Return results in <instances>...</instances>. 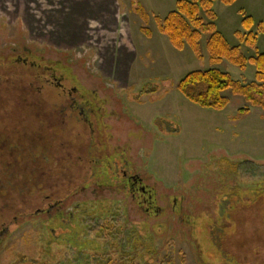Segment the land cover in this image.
Instances as JSON below:
<instances>
[{
    "label": "rangeland",
    "instance_id": "rangeland-1",
    "mask_svg": "<svg viewBox=\"0 0 264 264\" xmlns=\"http://www.w3.org/2000/svg\"><path fill=\"white\" fill-rule=\"evenodd\" d=\"M177 1L0 0V264H219L208 240L212 223L237 264H264V181L254 190L246 181L233 189L238 181L221 176V188L211 183L210 189L224 195L220 203L217 194L212 199L210 191L191 188L202 174L223 173L212 155L244 157L264 174V110L238 115L248 104L228 91L224 110L205 109L176 88L194 71L215 68L249 84L255 70L212 65L207 35L199 43L201 59L188 45L174 49L155 19L174 11ZM212 10L231 47L247 59L264 54V0L214 1ZM237 32L251 33L255 45L241 42ZM116 94L132 121L116 115ZM42 104L57 108L61 125L51 109L47 116L36 110ZM123 167L127 178L137 175L140 186L153 190L154 200L134 205ZM109 175L115 194L95 183L84 190L89 179L105 182ZM75 200H91L84 208L98 204L108 214L96 227L84 213L69 220ZM114 211L136 227L135 237L153 255L143 253L139 239L127 263L128 250L108 234L118 226ZM196 215L203 217L190 222L198 229L181 223Z\"/></svg>",
    "mask_w": 264,
    "mask_h": 264
},
{
    "label": "trees",
    "instance_id": "trees-1",
    "mask_svg": "<svg viewBox=\"0 0 264 264\" xmlns=\"http://www.w3.org/2000/svg\"><path fill=\"white\" fill-rule=\"evenodd\" d=\"M214 1H219L223 5H231L237 0H178L176 2L174 11L168 13L166 17L162 20L158 18L155 19L158 26V31L162 35L168 38L171 46L176 50H182L185 47V45H188L193 51L194 56L198 59L202 58V52L199 43L201 41V38L204 35H207L208 37L205 43V49L208 55L209 62L212 65L221 64L224 61L236 67L240 71H244L247 65L251 64L253 65L255 70L253 76L254 81H252L249 84H243L241 83L240 80L233 79L226 72L220 71L215 68H210L202 71H194L188 73L178 82L176 88L178 92L185 99H187L189 102L201 108L211 109L214 111L224 110L227 107L229 100L226 96L223 95V93L228 91L233 96H238L243 98L244 101L248 104V106L238 109L237 111L238 115L249 114L250 107H256V108H260L261 110H264V54H256L255 57L247 59L241 53L239 47H231L228 44V42L225 40L222 34L216 30V26L214 23L215 13L212 10ZM133 4L137 6L136 11L141 15H144L143 9L140 6H138L136 3L133 2ZM202 13L204 14V17H201ZM243 24L244 27L247 28L249 26L248 25L249 19L247 18L244 19ZM142 31L144 32L146 37L150 36V32L148 30L142 29ZM236 36L240 39L241 42H243V40L245 39L244 42L250 47L254 46L256 43L255 42L256 38L253 35H251V33L242 35L240 32H237ZM50 109L52 110L51 113L54 114L55 117H57L56 122L58 125L57 124L56 125L57 126L61 125L62 124L61 119L60 120L58 119L59 111L55 106L54 107L50 106L48 110L43 107V104L36 107V110L40 111V113L44 116L50 114L49 111ZM72 113L73 112L70 111L69 113L70 116H75L74 114L71 115ZM68 118L71 119V117H67V119ZM69 119L67 120V122H69ZM75 123L77 125V121ZM50 132H52V130ZM210 160L212 163H215L218 166L217 167L218 170L221 172L223 171V173L221 175H218L217 177H211L208 179H206L205 175L201 173L202 175L195 178L194 185L191 188L196 191H205L206 193L210 191V193H208L209 194L208 196H210V198L212 199L215 198L217 192L213 193L212 192L213 189L210 190L211 188H213L211 187L213 186L211 185V183H215L216 185H219L218 182L221 176H225L226 180L227 178H230V180L238 181L235 184L233 183L234 184L232 187L233 189L239 188L241 184L244 185V183L240 184L239 183L240 181L242 182L246 181V185L252 188V190H254L256 184L264 181V174L259 176L256 173V170H253L250 164H248V159L244 157L232 159L223 155L222 158L219 159V157L212 155L210 156ZM245 164L249 165L248 169L245 168ZM123 166H127V165H123ZM95 167L96 166H93L90 170L91 171L94 170L93 168ZM258 167L260 171H262V165L260 164ZM106 168L107 166L105 165V169ZM122 170H124L123 175L125 176V179H123L125 193L126 191H128L130 196H132V199L135 200L134 205L140 208L139 206L144 204L143 201L140 202V197L137 196V194L141 192L140 191L141 188L138 185H134L130 177L127 178L128 174L126 172L125 167H123ZM105 173L108 174V172ZM232 175L233 177H229ZM136 176L137 175H135L134 177ZM110 177L111 176L109 175L105 182L100 180L95 181L89 179V182L86 183L84 186L85 188L84 190H86V188L90 186H93V183H95L94 186L96 187L106 186V188H108L112 193L115 194L116 191L118 190L117 189L118 187H114L115 185H111L112 181H110L111 179ZM206 182H210V184H208L207 187L205 185ZM113 183L115 184V181ZM203 187L205 188V190ZM145 191L146 193H142L145 196V200L147 199L154 200V198H152V195H154L153 190L145 189ZM83 195L84 193H82V196ZM197 196L198 195H196L195 198H197ZM223 197H224L223 194L216 195V198L219 203L223 201ZM227 199L230 198L227 197ZM74 202H76V200ZM146 202L148 203V201ZM179 202L181 203L183 201H179ZM88 203H91L92 205L93 201L89 200L83 203H79V202L74 203V206L72 208L73 212L67 214L68 219L71 220V216H73V214L84 213L86 215L85 220L92 222L96 227V222L98 220L101 221L108 214V208L106 209L105 212L101 213L99 210L103 209V207L100 205L98 206V204L95 203L96 205L94 206V208L96 209L87 210L84 207ZM80 207H83L85 210L84 211L80 210L79 209ZM219 207L220 208L217 210V212L219 211L221 212V206ZM174 210L176 209L174 208ZM111 214H112L111 218L114 216L118 218V226H115L117 228H111L108 231V234L113 239L117 240V245H119V247H121L122 250L123 249L128 250V252H126L127 255L126 256L124 255L125 257H127V263H130L131 259H133V258H129L131 253H135L137 251V248L135 245H133V243L137 240L139 241V239H142L143 241L142 242V246L144 249L143 253L147 255L154 254L152 250V246L148 244L143 237L139 239L135 237L136 227L134 225L130 224L129 221H127L126 219H120L121 213H117L114 211L111 212ZM199 217H203V216L196 215V217H192L191 219H189V217L186 218L184 217L182 218L181 223L184 225L187 224L188 226L193 225V229L195 230L198 229L197 227L198 224L197 225L194 223L192 224L190 220H193L194 218H197L199 220ZM206 218L209 219L208 216H206ZM62 220H64V217H62ZM119 222H121V225L119 224ZM212 224L213 225H210L208 228L209 245H212L215 248L214 255L220 254L219 258H215L214 256L212 257L213 260L215 259L214 263L218 262L219 264H227V263L229 264L230 262H234L235 264H237L236 261L232 258L229 251L223 249L222 247L223 238L221 237L220 234H218L217 236L215 224L214 223ZM247 228L251 229V227H247ZM76 261L77 260H75V262ZM76 263L69 262L67 264H76Z\"/></svg>",
    "mask_w": 264,
    "mask_h": 264
},
{
    "label": "flooded vegetation",
    "instance_id": "flooded-vegetation-1",
    "mask_svg": "<svg viewBox=\"0 0 264 264\" xmlns=\"http://www.w3.org/2000/svg\"><path fill=\"white\" fill-rule=\"evenodd\" d=\"M101 81V80H100ZM101 84L104 86V88L106 89V90H109V91H111V92H114V89L113 88H111L110 86H108L107 84H106V82H105V79H102V81H101ZM67 96H68V94H67ZM69 96H71V94H69ZM116 97H117V101L116 102H113V105L114 106H116L117 108H118V111L116 112V115L118 116V117H122V118H124V119H126V120H130V118L127 116V115H125V113L123 114V112H124V110H123V108H122V106H121V99L119 98V95H117L116 94ZM73 112V111H72ZM81 113H79L78 115H80ZM79 117V116H78ZM89 117V116H88ZM81 121H86V120H81ZM130 121H132V120H130ZM134 122V121H133ZM138 126V125H137ZM131 178V180L133 181V183H134V185H138V186H140L139 185V183L140 182H142V179L141 178H139L138 176H136V177H134V176H132V177H130ZM141 179V180H140ZM140 193H138L137 194V196L138 197H140V202H142L143 201V203H145L144 201H146L145 200V196H144V194H142V193H146V191H145V188L143 187V186H140ZM108 190V189H107ZM134 196V195H133ZM142 200V201H141ZM140 208L141 207H143V205H141V206H139ZM147 211V210H146Z\"/></svg>",
    "mask_w": 264,
    "mask_h": 264
}]
</instances>
